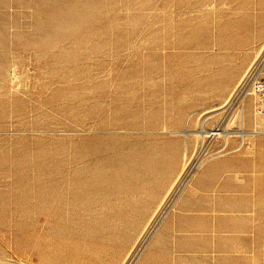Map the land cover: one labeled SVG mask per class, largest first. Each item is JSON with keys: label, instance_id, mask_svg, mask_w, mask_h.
<instances>
[{"label": "rangeland", "instance_id": "rangeland-1", "mask_svg": "<svg viewBox=\"0 0 264 264\" xmlns=\"http://www.w3.org/2000/svg\"><path fill=\"white\" fill-rule=\"evenodd\" d=\"M263 51L264 0H0V264H264V134L230 102ZM228 155L254 170L247 253L172 224Z\"/></svg>", "mask_w": 264, "mask_h": 264}, {"label": "crops", "instance_id": "crops-1", "mask_svg": "<svg viewBox=\"0 0 264 264\" xmlns=\"http://www.w3.org/2000/svg\"><path fill=\"white\" fill-rule=\"evenodd\" d=\"M245 161L241 155H228L202 167L173 217L172 224L179 233H203L213 239L225 234L227 249L241 253L252 250L259 228V199L251 175L254 170Z\"/></svg>", "mask_w": 264, "mask_h": 264}, {"label": "bare ground", "instance_id": "bare-ground-1", "mask_svg": "<svg viewBox=\"0 0 264 264\" xmlns=\"http://www.w3.org/2000/svg\"><path fill=\"white\" fill-rule=\"evenodd\" d=\"M264 56V51L261 53V55L258 57V59L255 61V63L253 64L252 67H250V70L248 71V73L246 74V76L244 77V79L239 82H241L239 84V86L237 87V89L235 90V92L233 93L232 97L230 98V102H232L233 100H235L236 95L238 94V92L240 91V89L242 88L245 80L247 79V77L249 76L250 72L255 68V66L263 59ZM263 74H264V66H263ZM237 85V84H236ZM251 97L253 98L255 105H254V121L252 124V129H245V127H241L237 132H234L235 135L241 136L243 139H245L247 136L249 135H257V134H264V124H261L260 121L262 119H264V113H263V108H264V100L256 93L251 92L250 94L246 95L241 101L240 103H237V107H241L246 100ZM243 114V113H242ZM241 116V113L237 112V117L239 118ZM234 133L232 132H228V131H213V130H207L205 128H203L202 130H199L197 133L198 137H205V136H210V135H221L224 134L226 136H232L234 135ZM225 136V137H226ZM187 161V160H186ZM129 260V258H128ZM127 260V261H128Z\"/></svg>", "mask_w": 264, "mask_h": 264}, {"label": "built area", "instance_id": "built-area-1", "mask_svg": "<svg viewBox=\"0 0 264 264\" xmlns=\"http://www.w3.org/2000/svg\"><path fill=\"white\" fill-rule=\"evenodd\" d=\"M263 62L264 58L250 72L242 88L240 89L241 96H246L253 92L258 94L264 100V76L262 71L264 65ZM262 111L264 113V108Z\"/></svg>", "mask_w": 264, "mask_h": 264}]
</instances>
